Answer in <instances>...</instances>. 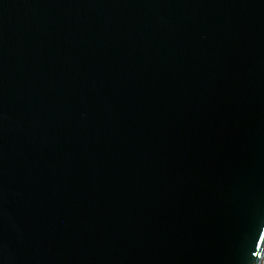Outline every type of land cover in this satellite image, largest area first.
Masks as SVG:
<instances>
[{
  "label": "water",
  "instance_id": "water-1",
  "mask_svg": "<svg viewBox=\"0 0 264 264\" xmlns=\"http://www.w3.org/2000/svg\"><path fill=\"white\" fill-rule=\"evenodd\" d=\"M264 0H0V264H261Z\"/></svg>",
  "mask_w": 264,
  "mask_h": 264
},
{
  "label": "bare ground",
  "instance_id": "bare-ground-1",
  "mask_svg": "<svg viewBox=\"0 0 264 264\" xmlns=\"http://www.w3.org/2000/svg\"><path fill=\"white\" fill-rule=\"evenodd\" d=\"M261 264H264V258H263V260H262Z\"/></svg>",
  "mask_w": 264,
  "mask_h": 264
}]
</instances>
